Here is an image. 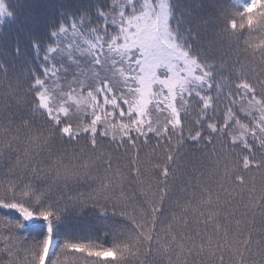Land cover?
I'll list each match as a JSON object with an SVG mask.
<instances>
[{"label":"snow or ice","instance_id":"snow-or-ice-1","mask_svg":"<svg viewBox=\"0 0 264 264\" xmlns=\"http://www.w3.org/2000/svg\"><path fill=\"white\" fill-rule=\"evenodd\" d=\"M0 264H264V0H0Z\"/></svg>","mask_w":264,"mask_h":264},{"label":"trees","instance_id":"trees-1","mask_svg":"<svg viewBox=\"0 0 264 264\" xmlns=\"http://www.w3.org/2000/svg\"><path fill=\"white\" fill-rule=\"evenodd\" d=\"M42 7H46V5H42Z\"/></svg>","mask_w":264,"mask_h":264}]
</instances>
